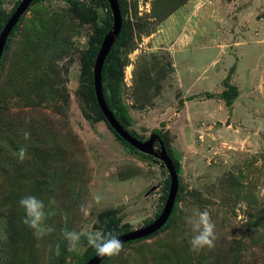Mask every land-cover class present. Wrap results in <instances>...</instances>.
<instances>
[{
	"label": "rangeland",
	"instance_id": "1",
	"mask_svg": "<svg viewBox=\"0 0 264 264\" xmlns=\"http://www.w3.org/2000/svg\"><path fill=\"white\" fill-rule=\"evenodd\" d=\"M20 1L0 0V11L10 16ZM118 2L128 128L139 140L159 131L179 186L162 229L100 264H264V0ZM110 16L102 0H36L9 34L0 60V264H76L90 245L82 237L69 252L64 230L138 229L164 205V164L120 140L87 93L88 56ZM26 195L47 206L54 231L42 239L22 223ZM203 210L217 239L193 251L185 217Z\"/></svg>",
	"mask_w": 264,
	"mask_h": 264
},
{
	"label": "water",
	"instance_id": "2",
	"mask_svg": "<svg viewBox=\"0 0 264 264\" xmlns=\"http://www.w3.org/2000/svg\"><path fill=\"white\" fill-rule=\"evenodd\" d=\"M33 0H21L16 9L12 12L9 18L4 23L3 27L0 30V60L1 56L7 41V37L9 36L13 27L17 24L18 20L25 12V10L29 7ZM109 5V9L111 11L112 16V25L111 28L104 35L102 42L99 46L97 54L95 56L94 65H93V87L95 98L97 104L104 116V119L107 121L113 132L117 134L121 139L126 141L133 148L139 150L140 152L156 155L159 157L161 162L164 164L169 173V186L167 197L165 199L164 205L159 213V215L152 220L147 225L133 229L128 232L117 235L119 239L124 243L133 241L145 236H148L156 231H158L164 223L168 220L176 199L177 191H178V173L173 164L172 159L167 154L165 146L163 144L162 139L158 134L152 133L145 140H139L138 138L131 135L114 117L111 110L108 108L102 91V82H101V72L102 67L105 61V58L115 42L116 37L118 36L121 26H122V15L121 9L118 0H106ZM158 143V153L154 149V145ZM105 257H100L95 253L91 258H89L84 264H100Z\"/></svg>",
	"mask_w": 264,
	"mask_h": 264
},
{
	"label": "clouds",
	"instance_id": "3",
	"mask_svg": "<svg viewBox=\"0 0 264 264\" xmlns=\"http://www.w3.org/2000/svg\"><path fill=\"white\" fill-rule=\"evenodd\" d=\"M27 138V133H25ZM26 148H19V158L21 161L25 158ZM94 199L99 202L102 196L97 194ZM19 205L24 210L22 223L33 230V234L37 239H42L46 235L51 234L54 229L47 226L45 221L49 215L45 202L35 195H26L21 197ZM66 222L68 217H63ZM185 223L189 226L194 235L191 237L190 244L193 251H198L205 247L212 248L215 246L217 239L215 231V223L208 210L196 211L193 214L185 217ZM63 237L68 242L67 250L75 252L78 250L81 238L84 237L88 244L92 246L98 256L113 257L121 253L123 242L118 236L102 231L95 232H77L75 230L63 231ZM55 254L60 255L59 246L55 249Z\"/></svg>",
	"mask_w": 264,
	"mask_h": 264
},
{
	"label": "trees",
	"instance_id": "4",
	"mask_svg": "<svg viewBox=\"0 0 264 264\" xmlns=\"http://www.w3.org/2000/svg\"><path fill=\"white\" fill-rule=\"evenodd\" d=\"M104 2V4L107 6L108 5V2L106 0H102ZM36 2V0H33L31 2L34 3ZM109 6V5H108ZM121 9V8H120ZM1 14H0V30L1 28L3 27V24L6 22V20L9 18V14L7 15H3L2 14V11H0ZM121 15H122V12H121ZM111 25H112V16L109 17L108 20H106L104 22V24L99 27L98 29V34H97V43H96V47L93 48V53L90 52L89 56H88V60H87V65L90 67L91 65H94V60H95V56L97 54V49L99 48L101 42H102V39L104 37V35L106 34V32H108V30L111 28ZM17 27V24L13 27V29L11 30L10 34L13 33L15 31ZM123 33V15H122V26H121V29H120V32L114 42V44L112 45V47L110 48L106 58H105V61H104V64H103V67H102V72H101V82H102V91H103V96H104V99H105V102L108 106V108L111 110V112L113 113L114 117L117 119V121L131 134L133 135L134 137L140 139L138 137V135L132 131L131 129L128 128V122L130 121V114L127 110V107L126 105L124 104V102L122 101L121 99V68H122V63H121V59H120V56L117 54V50H116V42L117 40L119 39V37H121ZM9 40V36L7 38V41L8 42ZM2 57V56H1ZM87 81H88V90H87V93H88V96L91 98L94 106L96 107V112H98V114L100 115V117L104 120V116L97 104V101H96V98H95V93H94V87H93V72L92 70L89 71V73L87 74ZM229 88L231 90H226L224 92V97L226 98L228 96V99L226 100V103L227 105H229L231 103V91L234 90V87L233 86H229ZM107 123V121H105ZM108 124V123H107ZM109 126V124H108ZM110 127V126H109ZM111 129V128H110ZM112 130V129H111ZM113 131V130H112ZM153 133L155 134H160L159 131L157 129H154L153 130ZM115 135L117 136V134L115 133ZM160 136V135H159ZM120 140H122L123 142H125L128 146H130L131 148H133L131 145H129L126 141H124L123 139H121L119 136H117ZM161 138V136H160ZM164 144V143H163ZM158 145V143H157ZM165 146V144H164ZM135 149V148H133ZM166 151H167V154L170 156L167 148L165 147ZM171 157V156H170ZM172 159V158H171ZM177 170V169H176ZM178 181H179V177H178ZM166 182H167V187L169 186V182H170V179H169V176L166 178ZM179 186V184H178ZM167 195V191L166 193L164 194V198H163V201L165 199ZM177 197V195H176ZM175 206H176V199H175V202H174V206H173V209H172V212L168 218V220L170 219L171 215L173 214L174 210H175ZM160 211H158L156 213V217L159 215ZM167 220V221H168ZM152 221V220H150ZM167 221L164 223L166 224ZM145 226V225H144ZM164 226V225H163ZM163 226L160 228L162 229ZM159 229V230H160ZM131 229H128V230H122L121 233H116V232H113L114 235H120L122 233H125V232H128L130 231ZM158 230V231H159ZM158 231L148 235V236H145V237H142V238H139V239H144V238H147V237H150L152 235H154L155 233H157ZM139 239H136V240H139ZM131 242V241H129ZM129 242H126L123 244V246ZM65 250V248H64ZM96 253V250L90 246L89 250L86 252V254L84 256H82L79 261L76 263V264H84L89 258H91L94 254ZM109 257H105V259L102 261L104 262L105 260H107ZM64 261V259H62V262ZM101 262V263H102Z\"/></svg>",
	"mask_w": 264,
	"mask_h": 264
},
{
	"label": "flooded vegetation",
	"instance_id": "5",
	"mask_svg": "<svg viewBox=\"0 0 264 264\" xmlns=\"http://www.w3.org/2000/svg\"><path fill=\"white\" fill-rule=\"evenodd\" d=\"M157 145V144H156ZM159 146V145H158Z\"/></svg>",
	"mask_w": 264,
	"mask_h": 264
}]
</instances>
